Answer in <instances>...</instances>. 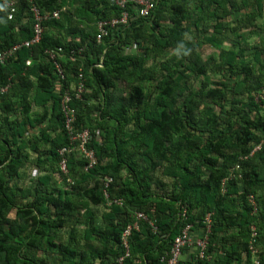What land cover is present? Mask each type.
Wrapping results in <instances>:
<instances>
[{"label": "trees", "instance_id": "1", "mask_svg": "<svg viewBox=\"0 0 264 264\" xmlns=\"http://www.w3.org/2000/svg\"><path fill=\"white\" fill-rule=\"evenodd\" d=\"M31 6L42 14L59 11V18L44 22L39 42L0 67V88L10 83L0 96V264H44L22 258V248H54V264H161L185 223L202 227L207 214L206 257L215 248L222 255L215 264H252L247 245L254 226L264 264V32L257 27L264 0H157L147 18L129 9L128 25L109 29L100 43L96 22L120 14L107 0H0V51L31 40ZM242 30L262 33L259 44L249 46ZM202 45L218 53L203 59ZM130 46L138 52L127 51ZM58 48L61 87L45 54ZM78 48L82 52L71 62ZM78 69L86 91L70 102L74 129L99 132V140L88 145L98 164L84 172L81 158L68 155V186L58 168V150L69 145L60 101ZM192 79H198L195 88ZM31 155L43 175L25 189L13 180ZM236 164L240 178L229 180ZM157 171L172 181L166 197L150 193ZM104 176L113 178L108 194L122 199V206L105 207ZM178 204L188 208L186 222ZM101 206L98 227L91 207ZM12 208L13 221L7 218ZM134 209L155 221L158 231L141 222L128 237L129 256L117 263ZM65 227L71 239L66 244L59 240ZM233 228L236 233L220 239ZM184 264L207 262L195 255Z\"/></svg>", "mask_w": 264, "mask_h": 264}, {"label": "built area", "instance_id": "2", "mask_svg": "<svg viewBox=\"0 0 264 264\" xmlns=\"http://www.w3.org/2000/svg\"><path fill=\"white\" fill-rule=\"evenodd\" d=\"M30 2L32 0H29ZM113 7L120 11L119 16L112 17L108 20H99L95 24L96 43H100L102 39L107 35L109 29H115L118 27H125L128 25L129 21V9L133 12H136L137 16L140 18H147L151 15L153 10L156 7L157 0H107ZM12 3H9L7 6L10 8V14L7 16L8 19H11V15L13 13ZM30 11L32 13V17L34 20L33 25V35L31 40L24 41L20 44H16L11 48L0 51V67L5 66L10 61H12L18 50L22 47L29 48L30 46L39 42L42 32L43 26L42 24L48 20H56L59 18V11L49 12V13H40L39 10L35 6H31ZM82 52L81 48H78L75 51H71L69 60L74 62L76 60V54L79 55ZM62 49L58 48L56 50H48L45 51L46 56L49 61L52 63L54 67V71L56 76L58 77V86L61 87V81L65 79L64 69L60 63V59L62 56ZM26 66L30 65V61H26ZM10 87V83L0 88V96H3L7 93ZM62 89V88H60ZM62 96L60 101V110L63 117V129L69 139V145L67 147L61 148L58 150V155L60 157V162L58 165L59 172L62 176L66 177L68 174L67 171V157L68 155L75 154L77 157L81 158L84 162L82 170L84 172H88L97 166L98 161L97 158L88 145L93 140H99V132H95L93 135L89 130H83L80 132H76L74 129L75 124V110L70 106V102L72 100H81V96L85 93V85L84 78L81 73V70L78 69L76 81L71 82L67 87H63ZM260 95H264V90L261 91ZM260 145H257L253 148L250 155L259 151ZM247 159V157H244ZM240 165L236 164L231 168L228 179L240 178L239 174ZM227 178L222 181L220 193L223 194L225 192V183L228 180ZM113 178L109 176H104L100 179V188L101 192L105 198V207L109 208L111 205L122 206L123 200L120 198L110 199L108 190L109 187L113 184ZM65 183L68 186L73 185V180L69 177L65 178ZM248 203L253 209V212L257 210L256 202L252 196L248 197ZM179 206V216L186 222L187 221V212L188 208L185 204H178ZM133 222L128 225L122 235H121V243L125 250V253L122 257L117 260V263H121L123 259L129 256L128 250V237L132 230L137 231L139 228V224L141 222L146 223L153 233L158 231L155 221L150 220L147 215L142 212L135 210L133 211ZM210 222V214H207L203 221L201 227V234L197 239H192V229L193 225L191 223H185V225L180 229L178 235L173 239L168 252L165 256L160 258L161 264H178L179 258L184 249L193 246L196 249V253L199 259H203L205 257V251L208 241V235L210 234L211 229ZM250 237L248 240L247 251L249 253L251 263L252 264H263L260 259V250L256 246V237L257 231L254 226L249 227Z\"/></svg>", "mask_w": 264, "mask_h": 264}, {"label": "crops", "instance_id": "3", "mask_svg": "<svg viewBox=\"0 0 264 264\" xmlns=\"http://www.w3.org/2000/svg\"><path fill=\"white\" fill-rule=\"evenodd\" d=\"M33 113L38 114L39 109L34 107ZM34 158L35 157L31 155L32 160L30 162H28L27 164H25V166H23L20 170L21 176L19 178H16L13 180V183L16 186L23 187L25 189H32V187L34 185V181L36 180V178L43 175L42 174L43 172L40 171V169L36 166L35 160H33ZM153 176H154V178H153V181H152V184L150 187L151 195H153L154 198L166 197L165 195L168 193V191L170 192V187H171L170 185L172 183L171 179H169L167 177H162L160 175V171L155 172ZM55 179L57 181H60V178L57 175H55ZM61 185H62V183H61ZM254 200H255V198H254ZM28 201H30V199L19 200L18 202L25 203ZM255 202H256V200H255ZM91 208H92V211H93V214L95 217V224L98 227H102L103 226L102 214L104 212V208L102 206L101 207H91ZM239 208H240V206H238V209ZM15 213H16V208H12L7 215L8 220L13 221L15 219ZM236 231H237L236 228H233L231 230L229 229L226 232H221L219 234V237H220V239L224 238L229 233H236ZM81 232H82V226H79L78 227L79 237H81V235H80V234H82ZM200 234H201V227L194 226L192 229V233H191L192 239H197ZM59 237H60L59 240L62 243L66 244V243L71 242L70 227H65V228L61 229L59 231ZM79 243L80 244L82 243L80 239H79ZM15 244H16V242H15ZM218 244H217V246H219ZM214 249H211V251L208 253L207 257L205 255L207 264H215L217 261L216 259L222 256L221 252L219 250H214ZM195 255H197L196 249L193 246H190V247L184 249V251L180 255L179 262L181 264L187 263ZM21 256H22V258L30 259L34 263H39L40 261H42L44 264H54L56 262V260L58 259V257L55 254L54 248H51L50 250H48V252H42L41 250L34 249V248H22ZM242 257H243V255H242ZM263 258H264V252H263Z\"/></svg>", "mask_w": 264, "mask_h": 264}, {"label": "rangeland", "instance_id": "4", "mask_svg": "<svg viewBox=\"0 0 264 264\" xmlns=\"http://www.w3.org/2000/svg\"><path fill=\"white\" fill-rule=\"evenodd\" d=\"M195 17H193L192 19H194ZM257 27H259L261 29V31L264 32V16L263 18H261L260 20L257 21ZM245 31V32H244ZM242 30L241 32L243 34L246 35V37L248 38L247 42L249 46H255L258 45L260 42V36L262 35V33H258V32H250V31H246V30ZM261 34V35H260ZM233 39V38H230ZM232 46L230 45V42L227 41V43H225L224 48L229 49ZM127 51H131L130 53L133 52H138L137 48L135 46H130ZM199 53L201 54V57L203 59H207L208 57H210L211 55H216L218 53V50L211 48L210 46L207 45H202L199 49ZM212 79L218 80L219 79V74H217L216 76H213ZM191 86L193 88L197 87L198 84V79L197 80H191ZM215 111L217 112L218 110L215 108Z\"/></svg>", "mask_w": 264, "mask_h": 264}]
</instances>
